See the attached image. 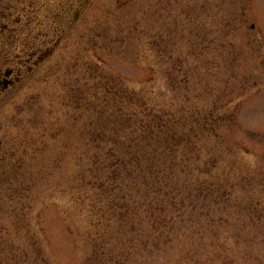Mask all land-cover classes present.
<instances>
[{
    "label": "rangeland",
    "instance_id": "rangeland-1",
    "mask_svg": "<svg viewBox=\"0 0 264 264\" xmlns=\"http://www.w3.org/2000/svg\"><path fill=\"white\" fill-rule=\"evenodd\" d=\"M3 11L0 264H264V0Z\"/></svg>",
    "mask_w": 264,
    "mask_h": 264
},
{
    "label": "flooded vegetation",
    "instance_id": "flooded-vegetation-1",
    "mask_svg": "<svg viewBox=\"0 0 264 264\" xmlns=\"http://www.w3.org/2000/svg\"><path fill=\"white\" fill-rule=\"evenodd\" d=\"M5 19V12L1 17V21ZM2 28H6L5 23L2 24ZM1 46V39H0ZM38 52H28L27 50H21L16 54L5 53L0 51V99L4 98L7 93L21 84L23 79L34 70L38 59Z\"/></svg>",
    "mask_w": 264,
    "mask_h": 264
},
{
    "label": "water",
    "instance_id": "water-1",
    "mask_svg": "<svg viewBox=\"0 0 264 264\" xmlns=\"http://www.w3.org/2000/svg\"><path fill=\"white\" fill-rule=\"evenodd\" d=\"M0 150H1V141H0Z\"/></svg>",
    "mask_w": 264,
    "mask_h": 264
}]
</instances>
